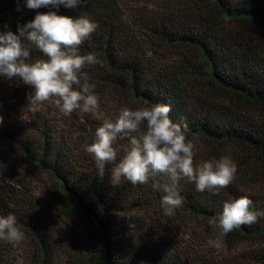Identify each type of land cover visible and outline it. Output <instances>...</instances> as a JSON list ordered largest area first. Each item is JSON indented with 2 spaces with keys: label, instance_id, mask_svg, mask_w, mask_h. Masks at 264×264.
<instances>
[{
  "label": "trees",
  "instance_id": "16d2710c",
  "mask_svg": "<svg viewBox=\"0 0 264 264\" xmlns=\"http://www.w3.org/2000/svg\"><path fill=\"white\" fill-rule=\"evenodd\" d=\"M50 10L0 0V32L18 34ZM57 14L98 24L79 51L97 55L83 71L99 109L64 116L53 98L32 112L34 89L0 77V216L16 217L26 263L264 264V217L227 234L219 250L208 243L219 234L208 220L225 202L247 196L264 210V0H85ZM32 57L44 58L34 47ZM157 103L205 147L194 149L195 163L228 156L237 164L216 195L181 180L184 203L171 216L151 180H115L114 164L101 176L85 151L121 108ZM129 143L114 144L116 163ZM18 244L0 240V264H18Z\"/></svg>",
  "mask_w": 264,
  "mask_h": 264
},
{
  "label": "clouds",
  "instance_id": "9594fccd",
  "mask_svg": "<svg viewBox=\"0 0 264 264\" xmlns=\"http://www.w3.org/2000/svg\"><path fill=\"white\" fill-rule=\"evenodd\" d=\"M84 3L85 0H26L27 9L55 11L37 13L32 21L17 26L18 34L10 30L0 32V77L19 78L34 89L27 97V107L32 112H38L44 102L53 98L64 116L99 109L95 85L83 71L86 65L99 63L97 55H81L79 51L98 24L86 15L73 18L57 14L61 6L76 10ZM33 47L44 58L34 60ZM170 111V106L162 103L137 109L123 107L115 121L104 120L95 131L94 142L85 146L101 176L106 165L114 164L111 173L115 180L123 177L132 185L148 184L151 180L153 189L164 193L161 206L167 216L184 203L179 192L181 180L194 182L198 192L216 195L237 173V164L228 156L195 163L196 145L188 139V126L174 124ZM125 138L130 143L116 163L119 149L114 144ZM261 217L264 210L258 209L247 196L225 202L222 212L208 220L210 226L219 229L217 238L210 240L209 245L221 249L227 234L256 224ZM23 238L13 214L0 216V240L18 244Z\"/></svg>",
  "mask_w": 264,
  "mask_h": 264
},
{
  "label": "rangeland",
  "instance_id": "374dc122",
  "mask_svg": "<svg viewBox=\"0 0 264 264\" xmlns=\"http://www.w3.org/2000/svg\"><path fill=\"white\" fill-rule=\"evenodd\" d=\"M197 148H199V151H202L203 149H205L204 146H202L201 144H199L198 146L195 147V150H197ZM208 150H206L207 152ZM17 251L20 253V257L16 256L17 259V263L18 264H27L26 263V259L22 256H25V253L27 251V244L25 242L19 243L17 246Z\"/></svg>",
  "mask_w": 264,
  "mask_h": 264
}]
</instances>
